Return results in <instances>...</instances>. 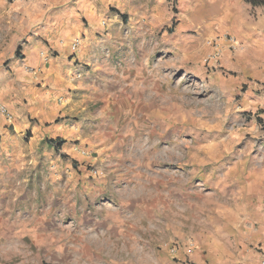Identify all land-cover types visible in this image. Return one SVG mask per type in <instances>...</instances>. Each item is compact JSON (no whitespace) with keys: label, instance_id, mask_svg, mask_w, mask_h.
<instances>
[{"label":"rangeland","instance_id":"rangeland-1","mask_svg":"<svg viewBox=\"0 0 264 264\" xmlns=\"http://www.w3.org/2000/svg\"><path fill=\"white\" fill-rule=\"evenodd\" d=\"M110 10L112 29L75 73L91 86L81 138L67 144L77 159L55 138L19 168L40 233L34 244L0 241V260L18 263L26 250L32 260L40 246V264H243L264 250V176L253 192L246 185L264 163V108L236 110L245 86L222 91L238 74L215 62V44L177 32L174 2Z\"/></svg>","mask_w":264,"mask_h":264},{"label":"crops","instance_id":"crops-1","mask_svg":"<svg viewBox=\"0 0 264 264\" xmlns=\"http://www.w3.org/2000/svg\"><path fill=\"white\" fill-rule=\"evenodd\" d=\"M127 1L0 0V106L6 111V115L0 111V163L20 162L15 170L0 167V241L28 240L34 244L37 240L40 219L31 211L36 210L37 202L23 198L25 186L20 184L19 168L26 160L38 158L40 147L55 138L67 140L58 151L75 158L73 147L67 144L81 138L85 119L79 115L87 112L91 88L85 82L88 76L75 73L84 56L94 51L97 33L112 29L117 15L110 7L125 6ZM171 1L178 9L177 32L192 34V38L184 37L186 40L215 44V62L219 60L220 66L238 74L222 87L225 93L230 90L233 94L245 86L236 110L246 114L263 109L264 7L244 0ZM77 38L78 46L73 47ZM228 38L235 41L234 48ZM25 134L28 140L22 147ZM256 153L262 157L264 149ZM250 158L247 156V161ZM262 176L264 163L259 170L248 171L249 193L258 187ZM13 191L16 194L11 196ZM24 208L30 210L26 217ZM259 232L257 236L263 241L264 224ZM186 249L184 253L189 255L191 248ZM31 252L32 260L26 250L19 262L12 264H40V246ZM180 253L177 255L183 257ZM219 257L222 260L223 254ZM243 260V264H264V250L248 251ZM0 264L11 263L0 260Z\"/></svg>","mask_w":264,"mask_h":264},{"label":"trees","instance_id":"trees-1","mask_svg":"<svg viewBox=\"0 0 264 264\" xmlns=\"http://www.w3.org/2000/svg\"><path fill=\"white\" fill-rule=\"evenodd\" d=\"M246 3H248V4H250V5H252V6H263L264 7V0H244ZM19 51V47H18V49L16 50V52H18ZM262 121V128H263V130H264V121L262 120V119H260V122ZM53 140H50V142H52ZM55 141V140H54ZM62 143H64V140H58V141H56L55 142V146H60V145H62ZM63 157H67V155L66 154H61ZM72 163H74V162H72Z\"/></svg>","mask_w":264,"mask_h":264},{"label":"built area","instance_id":"built-area-1","mask_svg":"<svg viewBox=\"0 0 264 264\" xmlns=\"http://www.w3.org/2000/svg\"><path fill=\"white\" fill-rule=\"evenodd\" d=\"M230 40V42L232 43V46L231 48H234V45H235V41L232 39V38H228ZM78 46V39H76L73 43V47H77ZM0 111L2 113H4V115H6V111H5V108L0 106Z\"/></svg>","mask_w":264,"mask_h":264}]
</instances>
